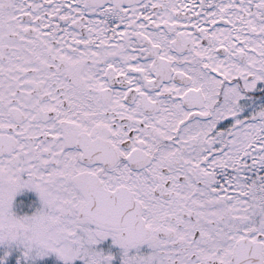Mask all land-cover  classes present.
Returning <instances> with one entry per match:
<instances>
[{"label":"snow or ice","instance_id":"1","mask_svg":"<svg viewBox=\"0 0 264 264\" xmlns=\"http://www.w3.org/2000/svg\"><path fill=\"white\" fill-rule=\"evenodd\" d=\"M0 264H264V0H0Z\"/></svg>","mask_w":264,"mask_h":264}]
</instances>
